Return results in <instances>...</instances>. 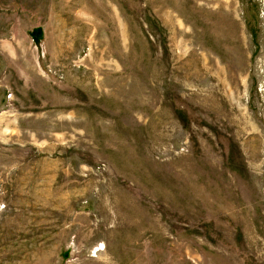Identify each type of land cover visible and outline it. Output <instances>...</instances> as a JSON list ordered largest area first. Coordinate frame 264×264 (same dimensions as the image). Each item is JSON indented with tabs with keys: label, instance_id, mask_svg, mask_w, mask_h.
<instances>
[{
	"label": "rangeland",
	"instance_id": "1",
	"mask_svg": "<svg viewBox=\"0 0 264 264\" xmlns=\"http://www.w3.org/2000/svg\"><path fill=\"white\" fill-rule=\"evenodd\" d=\"M0 264H264V0H0Z\"/></svg>",
	"mask_w": 264,
	"mask_h": 264
},
{
	"label": "bare ground",
	"instance_id": "2",
	"mask_svg": "<svg viewBox=\"0 0 264 264\" xmlns=\"http://www.w3.org/2000/svg\"><path fill=\"white\" fill-rule=\"evenodd\" d=\"M204 59V58H203ZM205 60V59H204ZM204 62V61H203ZM205 70V69H204Z\"/></svg>",
	"mask_w": 264,
	"mask_h": 264
}]
</instances>
